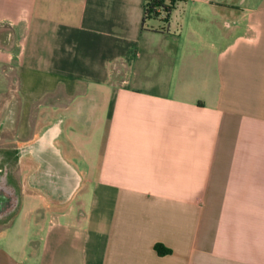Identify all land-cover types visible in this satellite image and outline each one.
I'll return each instance as SVG.
<instances>
[{"label": "crops", "instance_id": "crops-1", "mask_svg": "<svg viewBox=\"0 0 264 264\" xmlns=\"http://www.w3.org/2000/svg\"><path fill=\"white\" fill-rule=\"evenodd\" d=\"M144 1L0 0V264H264V0Z\"/></svg>", "mask_w": 264, "mask_h": 264}, {"label": "trees", "instance_id": "trees-1", "mask_svg": "<svg viewBox=\"0 0 264 264\" xmlns=\"http://www.w3.org/2000/svg\"><path fill=\"white\" fill-rule=\"evenodd\" d=\"M179 0H145L143 24L149 20H158L166 23L170 13L175 9ZM159 253H168L169 251L161 246H157Z\"/></svg>", "mask_w": 264, "mask_h": 264}, {"label": "flooded vegetation", "instance_id": "flooded-vegetation-1", "mask_svg": "<svg viewBox=\"0 0 264 264\" xmlns=\"http://www.w3.org/2000/svg\"><path fill=\"white\" fill-rule=\"evenodd\" d=\"M8 191H9V192H8V193H9V200H7V202H9V203L11 202V203H12V198H11L12 195H11V193H10V192H11V191H10V188L8 189Z\"/></svg>", "mask_w": 264, "mask_h": 264}, {"label": "rangeland", "instance_id": "rangeland-1", "mask_svg": "<svg viewBox=\"0 0 264 264\" xmlns=\"http://www.w3.org/2000/svg\"><path fill=\"white\" fill-rule=\"evenodd\" d=\"M10 76V75H9Z\"/></svg>", "mask_w": 264, "mask_h": 264}]
</instances>
